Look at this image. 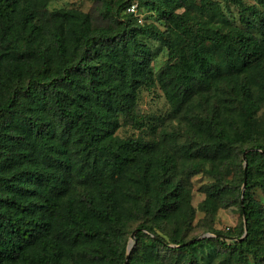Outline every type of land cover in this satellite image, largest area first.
Segmentation results:
<instances>
[{
    "label": "trees",
    "instance_id": "16d2710c",
    "mask_svg": "<svg viewBox=\"0 0 264 264\" xmlns=\"http://www.w3.org/2000/svg\"><path fill=\"white\" fill-rule=\"evenodd\" d=\"M141 1L165 29L141 24L127 10L132 1L124 16L119 1L100 25L90 12L50 9L49 0H0V264H123L135 228L126 264H200L196 250L213 245L232 264H250L249 254L264 264V207L252 191H264L254 121V95L264 100V0H227L240 21L227 29L174 11L188 0ZM146 38L170 54L157 71ZM156 83L172 115L189 113L208 128L198 140L176 141L181 154L228 165L180 166L179 152L117 134L119 114L137 117L138 89ZM200 99L209 113H194ZM224 167L237 173L233 181ZM179 168L213 176L202 208L214 214L235 203L237 233L211 226L215 236L188 235L195 210Z\"/></svg>",
    "mask_w": 264,
    "mask_h": 264
},
{
    "label": "rangeland",
    "instance_id": "374dc122",
    "mask_svg": "<svg viewBox=\"0 0 264 264\" xmlns=\"http://www.w3.org/2000/svg\"><path fill=\"white\" fill-rule=\"evenodd\" d=\"M122 1L120 5V13L124 16L126 12V7L123 6L127 2L132 1L137 5V9L134 14L138 17V21L141 24H157L162 28L167 27V21L165 18L161 17L159 11L150 5L144 4L141 0H110L111 9L104 6L105 0H49L48 8H58V7H68L77 8L84 12H90L97 24L103 25V23L109 22L110 19L105 15L108 14V10H115L118 8V2ZM210 1V2H209ZM248 3H253L256 0H245ZM210 4H206V3ZM174 11L176 13L184 12L186 15L195 21H199L204 25L211 26H221L223 29H227L230 24H239V15L237 6L227 0H206L201 2L196 0L193 3L190 0L187 1L186 5L175 6ZM120 23V18L118 19ZM124 21L123 19L121 20ZM233 22V23H232ZM151 49L152 61L151 65L154 71H157L163 64L170 60V54L167 47L152 39L146 38ZM253 92H257L253 89ZM260 95L256 93L254 99L258 102L259 108L254 114V121L256 124L257 138L256 140H264V100H260ZM137 109L135 115L137 116L133 121L125 119L123 114H119L120 126L117 129V134L121 137L135 136L142 138L147 141H152L156 143V148L154 147V152H157V147H163L164 149H173L180 154L179 162L181 165H189L190 163L199 162L200 164L211 163L215 167L228 165L229 161L225 158L205 156L202 154L194 155L191 153L188 156L181 154V147L176 145V141H183L185 139L198 140L205 130H208L206 124L197 122L194 119V115L191 117L190 114L184 115L179 114L174 116L171 114V108L169 102L164 94V91L156 83L154 85H142L137 91ZM197 98L193 101L196 102ZM209 104L205 106L201 99L200 102L195 106V112H200L201 114L209 113ZM223 110V108H222ZM224 112L231 114L232 110H223ZM193 113V112H192ZM235 119H238L237 113H233ZM219 123H222V114L220 110L217 112ZM239 152V151H238ZM237 153H235L236 156ZM244 154V153H243ZM242 154V155H243ZM179 168L180 176L186 178V183L190 188V202L194 208V216L190 221V229L188 235L196 236H215L216 232L209 230V227L221 230L222 232H238L239 223L242 219L239 209L235 203H230L229 201L226 205H220L217 207L214 214H209L202 208V202L206 196L204 188L207 183L214 180L213 176L209 173L203 171L194 172V168L182 170ZM228 181H233L236 176L235 170L232 168H223L222 171ZM244 176H246L244 174ZM242 188V184H241ZM254 197L259 200L264 207V191L259 188H253ZM140 218H143L140 217ZM136 221L130 222V226L133 227ZM136 229V228H135ZM133 229V231H135ZM208 229V230H207ZM132 231V232H133ZM188 231V230H187ZM128 237L127 249L133 242H130L131 234ZM230 236L235 235H227ZM136 242V238L134 243ZM133 243V244H134ZM132 244V247H133ZM260 244L264 245V240L260 241ZM170 246H175V244L170 243ZM132 249V248H131ZM197 255L200 259V264H232V258L227 253V250L221 247L211 246L198 248ZM250 264H258L253 261L251 254Z\"/></svg>",
    "mask_w": 264,
    "mask_h": 264
},
{
    "label": "water",
    "instance_id": "95a60500",
    "mask_svg": "<svg viewBox=\"0 0 264 264\" xmlns=\"http://www.w3.org/2000/svg\"><path fill=\"white\" fill-rule=\"evenodd\" d=\"M245 151H246V150H245ZM243 159H244V168H246V155H245V152H244V154H243ZM245 183H246V179L244 178V180H243V184H242V188H241V197H240V202H241V204L243 203V199H242V197H243V192H244V188H245ZM244 222H245V219H244ZM245 234H246V227H245L244 233H243V235H242L241 237H243ZM219 235H223V234L219 233ZM134 241H135V234H134V232H132V234H131V238H130V242H133V243H134ZM189 241H191V240H189ZM133 243H132V244H133ZM132 244H131V246H129L128 249H127L126 258H125V261H124L123 264H126V263H127V260H128V257H129V254H130L131 248H132Z\"/></svg>",
    "mask_w": 264,
    "mask_h": 264
},
{
    "label": "built area",
    "instance_id": "2783aa9c",
    "mask_svg": "<svg viewBox=\"0 0 264 264\" xmlns=\"http://www.w3.org/2000/svg\"><path fill=\"white\" fill-rule=\"evenodd\" d=\"M137 9L136 3H131L128 7L127 10L130 12H135Z\"/></svg>",
    "mask_w": 264,
    "mask_h": 264
}]
</instances>
